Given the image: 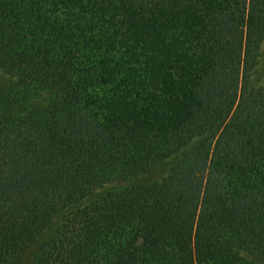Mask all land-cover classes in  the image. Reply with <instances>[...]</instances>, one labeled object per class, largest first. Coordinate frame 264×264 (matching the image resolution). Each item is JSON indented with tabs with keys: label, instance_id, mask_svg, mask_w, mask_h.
<instances>
[{
	"label": "trees",
	"instance_id": "1",
	"mask_svg": "<svg viewBox=\"0 0 264 264\" xmlns=\"http://www.w3.org/2000/svg\"><path fill=\"white\" fill-rule=\"evenodd\" d=\"M0 264H264V0H0Z\"/></svg>",
	"mask_w": 264,
	"mask_h": 264
}]
</instances>
